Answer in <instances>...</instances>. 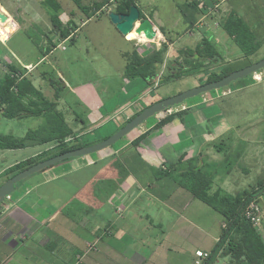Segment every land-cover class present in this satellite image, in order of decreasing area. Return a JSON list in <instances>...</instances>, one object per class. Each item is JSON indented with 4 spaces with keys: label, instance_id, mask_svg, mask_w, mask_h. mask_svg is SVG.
<instances>
[{
    "label": "crops",
    "instance_id": "crops-1",
    "mask_svg": "<svg viewBox=\"0 0 264 264\" xmlns=\"http://www.w3.org/2000/svg\"><path fill=\"white\" fill-rule=\"evenodd\" d=\"M202 1L209 3L208 0ZM136 2L139 4L138 0H135L138 6ZM216 3L223 16L232 10L239 13L238 0H219ZM105 8L106 6L101 10ZM138 8L140 9L139 6ZM153 8L157 13V9ZM141 12L145 14V10ZM145 17L157 28L151 15ZM106 19L111 23L107 13ZM216 22L215 25L206 23L203 33L210 36L214 43L222 36L218 31V21ZM113 27L118 31L114 25ZM76 30L71 33L72 41L75 40ZM170 31L169 28L166 33ZM118 33L125 42V47L119 51L123 58L121 64H89V76L80 72L76 76H71V72H58L67 87L66 93H76V100L81 101L88 109L86 131H91L90 133L91 126L99 122L107 121L120 112H123L125 121H128L131 116L159 100L153 89L157 78L153 84H148L141 78L129 80L123 77L125 54L133 49L141 55L147 52L142 53V46L135 47L137 43L131 44V38L123 36L119 31ZM67 40L70 39L62 40L56 46L64 47L62 49L66 51L62 43ZM174 42L176 43L169 41V45L174 46ZM96 45L100 47L98 43ZM56 46L45 59L55 51ZM87 46L88 50L93 44L89 43ZM226 47L233 52L237 51L231 45ZM99 53L100 50H94L87 56L95 60L100 56ZM62 54L65 55L64 60L68 58L67 53ZM44 72L39 73V88H45V96L53 98L52 88L46 87ZM30 75L32 78L33 74ZM250 77L234 84L235 88L244 89L264 80V77L260 81ZM229 91H222L221 95L224 96ZM220 97L217 96L216 99ZM62 99L64 97L58 100V107ZM216 99L206 94L202 101L196 102L190 109L182 111L184 113L181 116L161 127L156 128L154 124L152 128L139 133L132 130L127 134L130 135L127 141H121V138V143L111 145L113 147L106 152L101 150L68 160L62 163L60 172L54 166L28 176H35L31 184L35 182L37 185L32 186L40 187L29 191L25 189L23 182L0 203V264H78L77 255L83 253L82 249L87 243H96V248L83 255L81 264H193L195 251L203 249L188 248V240L172 230L169 233L160 230L155 235L148 232L153 231L149 227H163V220H167V217H162L163 211L173 212L177 218L181 210L190 208L197 211L204 206L173 179L167 176L157 178L153 170L165 168L166 164H176L181 170L193 165L195 169L200 168L203 172L214 174L216 184L213 191L221 188L229 194L242 190L238 188L240 184L243 185V174H250L254 178L256 188L264 186V135L255 132L258 122L248 124L249 127L246 128L247 125L239 118L235 125H222V112L216 107ZM81 126L76 121L73 128L79 129ZM120 126L121 124L113 129ZM240 128L243 133H233L232 130ZM143 134L144 138L137 145H132V141ZM92 137L100 136H88ZM14 150L2 149L1 153ZM39 150L41 148L29 157ZM3 158L6 159L5 156ZM17 161L19 160L1 164L0 178L2 172ZM223 163L228 166L217 171L216 167ZM66 177L77 178L75 184L79 188H70L68 197H65L66 189L55 184ZM77 198L84 199L83 203L77 204ZM256 198L262 210V218L259 225L255 226L264 240V189L258 192ZM86 203L104 218H95L89 225L82 224L80 211ZM117 211L122 212L120 216ZM128 213H132L133 218L128 219ZM216 220L221 228L220 218ZM173 224H170V228ZM145 226L147 228L144 229ZM64 227L67 229H63ZM131 233L139 235L133 236ZM140 233L144 234L141 236ZM218 236L219 234L215 236V241ZM179 243H185L184 247L179 246Z\"/></svg>",
    "mask_w": 264,
    "mask_h": 264
},
{
    "label": "rangeland",
    "instance_id": "rangeland-1",
    "mask_svg": "<svg viewBox=\"0 0 264 264\" xmlns=\"http://www.w3.org/2000/svg\"><path fill=\"white\" fill-rule=\"evenodd\" d=\"M42 1L43 0H0L1 7L9 14L4 22L0 21V75L5 72V62H17L22 66H25L27 70H29V74H33V84L39 88V73L42 71H45L46 77L49 76L50 79L61 78L58 74L59 71L62 73L71 72V76H76L79 72L84 76H89L91 75V68H89V66H92L93 63L101 64L98 62H108V64L116 66L117 64H121L123 62V58L120 56L119 51L125 47V42L121 39L118 31L114 29L113 24L109 23L106 19L107 11L114 10L116 5V1L114 0H111V2L106 6V10L104 9L101 13H97L94 17H90L88 20H86L85 15L77 7L74 0H57L61 5V13L59 17L63 24L72 20L71 26L74 27V25H76L79 26V28L77 27L78 29H75L76 32L74 41L67 40L62 43L67 49L66 51H63L61 46H56L55 51L50 54L47 59H45V57L44 60L38 59V50L34 46L33 42L26 38L24 31L27 28H34L33 26H38L43 32V45L48 44L49 40L54 42L57 39V35L50 34V29L52 27L49 16L42 5ZM93 1L95 0H79V2L84 5L91 4ZM182 1L183 0H138L139 4L137 2L136 3L142 11L145 10L144 15H151L152 17L154 14L152 19L155 21L157 28L159 29V34L157 35L158 37L154 38L153 42H146L143 34H140L136 38L132 39L131 44L135 45L137 43L135 47L142 46L143 48L141 52L146 53L151 48L161 49L165 43V60L167 62L174 61L178 56L179 50H184L188 47L193 49L195 47L204 35L203 33H205L204 28L206 23L215 25L214 22H220V20L224 17L220 7L216 3L219 0H208L210 4H206L207 2H204L205 6L203 7L204 11L202 12V15L198 18L196 24L192 28L188 29L176 8V3ZM238 2L239 14L250 24L252 28L254 27L258 29L257 31L261 34L260 37L263 38L262 45L258 51L250 56V59L254 61L264 55V0H238ZM153 7L157 9V13H155V9ZM84 20L86 21L82 23ZM169 28L171 29L170 33H166ZM218 31L222 36L218 37L215 44L219 49V52L222 54L224 61L231 62L233 59L240 56V52L236 45L229 40L228 35L221 27L218 28ZM45 34H49L50 36L46 38V36H44ZM169 41H176V43L174 42L175 45L172 46L169 45ZM89 43L93 44V46L89 47L87 50V45ZM97 43L100 47L96 45ZM227 45L233 46L237 51L233 52L230 49L228 50L226 47ZM94 50H100V56H98L97 59L92 60V57L87 55L89 52ZM62 53H67L68 58L64 60L65 55ZM234 54L236 55L233 56ZM218 68V66L213 67L212 69L207 67L197 74L164 82L161 81L159 84L157 81L156 85H154L156 87L153 89L158 95V99L171 96L192 86L204 83V79L210 70H217ZM159 72L160 74L166 73L164 63L159 67ZM170 72H173V70L170 69ZM46 77L45 80L47 81L45 84L49 89L50 84L48 78ZM234 84H236V81L232 83L231 86L229 85L228 87L211 90L189 98L180 105L171 107L169 110L159 112L148 118L141 123L140 126L133 129V131L137 130V133H139L140 131L152 128L154 124H156L168 113L186 111L188 108L190 109L193 104L202 101L204 95L206 94H209L216 99L217 96H222V91L230 90L229 93L219 99H216L218 100L217 103H215L216 107L221 109L222 112L220 123L222 125L229 126L235 125L237 120L240 118L243 120V124L245 123L247 125V128L249 127L248 124L258 122L255 132L259 135H264V80L261 83L244 89H237ZM41 91L44 95H47L45 88H42ZM62 97H64V99L61 100V104H59L58 108L63 111L65 119L70 126H74L76 122L74 115L70 111L72 108L76 111V113H80L81 117L87 121V114L85 115L86 112L82 113V110L86 107L81 101L76 100V93L69 91L68 94L65 92ZM122 115L123 112H120L112 116L107 121L101 123L99 122L96 125L91 126V134L94 136L98 135L100 137L109 135L111 131L114 130L113 128L122 124L126 120L124 115ZM42 123L43 118L40 116H29L19 119L6 118L0 114V134H11L19 137L22 136L28 129H35ZM232 131L237 134L243 133L241 128L240 130L234 129ZM129 137L130 135H126L122 137L121 141H127ZM121 141L119 140L115 144L121 143ZM42 145L43 146L34 145L21 149H15L14 151H10L6 154L1 153L2 149H0V165L6 162L9 163L8 161H20L28 158L34 151L41 148V150L34 154L36 155L44 150H47L50 146H52V143ZM112 147L113 146L103 149L102 152H106L107 149H111ZM3 156H5L6 159L3 158ZM61 165L62 163L59 166L57 165V167H54V169L60 172ZM226 166L228 165L223 163L221 166H217L216 170L218 171L221 168L224 170ZM242 177L243 185L240 184L238 189H251L257 187L254 182V178H252L250 174H243ZM34 178L35 176L30 178L28 177L24 181L23 186L25 189L32 191L31 189L35 190L40 187L35 188L32 186L37 185L35 182L31 184ZM4 180H6L5 176H1L0 184ZM75 183H77V178L66 177L64 180H60L55 184H60L63 189H66L65 197H68L70 192L69 189L77 188V184ZM214 184H216L215 178H213L212 189L214 188ZM78 189L79 188H77V190ZM263 189L264 186L258 191H262ZM13 193L14 192L11 194ZM83 200L77 198V204ZM7 201L11 202L9 200ZM198 202L204 206L203 209L197 211L191 210L190 208L187 210H178L180 212H178L179 215L177 218L175 213L163 211L162 217H167V220H163V227H149V230L153 231L148 233L155 235L159 233L160 230H165L167 233L172 230L174 233L183 236L188 240V248L194 247V249L200 248L209 251L214 246L215 236L220 233L221 228L218 220H216L217 218L219 219V215L200 200H198ZM80 212L82 214V224L88 223L89 225L90 222L95 221V218H104L102 215H97L88 203H86L85 207L81 209ZM121 213L122 212L117 211L118 216H120ZM104 215L105 213H103V216ZM127 217L128 219L133 218L132 213H128ZM141 222L144 221L142 220ZM172 223H174V226L172 225L170 228V224ZM258 225L259 223L256 226ZM147 226H145L144 229L147 228ZM63 229L66 230L67 227H64ZM140 234L142 236L144 233ZM130 235L138 236L139 234L131 233ZM261 238L263 239L262 236ZM184 244L185 243H179L178 245L184 247ZM90 249L92 248H89V244L87 243L85 251H83L82 254L77 255L78 264H81L83 255L86 253L88 254ZM228 261V256L217 255L213 264H228Z\"/></svg>",
    "mask_w": 264,
    "mask_h": 264
},
{
    "label": "trees",
    "instance_id": "trees-1",
    "mask_svg": "<svg viewBox=\"0 0 264 264\" xmlns=\"http://www.w3.org/2000/svg\"><path fill=\"white\" fill-rule=\"evenodd\" d=\"M114 1H116L114 7V11L116 12H127L130 5L135 3V0ZM74 2L85 15L86 19H89L97 13H101L103 11L101 10L102 7L107 6L111 0H95L88 5L81 4L79 0H74ZM42 5L51 23L50 34L57 35V39L54 42L49 40L48 44L43 45V32L38 26L27 28L24 33L26 38L30 39L37 48L38 59L44 60L43 58L60 41L67 38L72 41L73 36L71 33L78 26L74 25L72 27V20L63 24L59 17L61 5L57 0H43ZM204 6L205 4L202 0H183L176 3V8L188 29L196 24L204 11ZM140 17L145 18L141 10ZM218 24L240 52V56L231 62L224 61L222 54L211 37L203 35L193 49L188 47L184 50H179L177 58L170 62H167L164 57L166 50L165 43L161 49L151 48L143 55L139 54L136 49H133L129 54H125L126 63L123 69V77L129 80L141 78L148 84H153L155 79L158 78L159 84L161 81L178 79L197 74L207 67L212 69L218 66L217 70H210L205 77L204 82H209L217 80L231 71L240 69L261 58L253 61L250 59V56L258 51L262 45L263 38L260 37L261 34L257 31L258 29L252 28L239 13L234 10L230 11ZM44 36L48 38L50 35L45 34ZM163 63L166 73L159 75V67ZM4 66L5 72L0 75V114L6 118L19 119L29 116H40L43 118V123L35 129H28L19 137L11 134H0V149H21L49 143H52V146L47 150L22 159L7 167L2 172V177L5 176L7 179L16 172L42 159L69 149L91 145L108 136L88 138L91 134V131H86L88 121H85L80 113H76L73 108L70 111L74 115V119L79 121L82 126L79 129H74L73 126L68 124L63 111L57 106L58 100L67 90L61 78L50 79L49 76L46 77L45 72L43 73L48 78L50 87L53 90V98H48L40 88H37L33 84L31 75L26 67L17 62H5ZM170 69L173 72H170ZM250 76L251 74L235 81L236 83H240ZM83 112H86V115L88 109H83ZM181 113L184 112L177 111L166 114L155 124V127H161L175 117L181 116ZM144 136L145 134L136 137L132 141V145H137ZM73 158L75 157L67 158L45 170ZM153 172L157 178L167 176L173 179L180 187L189 191L194 198L208 205L219 215L221 222L225 224V226L221 225L219 236L214 246L207 251L208 257L203 260L202 264H213L217 255L228 256V264H264V240L261 238L256 226L243 215L245 205L251 199L258 196V190L262 187L245 188L234 194H229L221 188L213 191L214 174L203 172L200 168L195 169L193 165L181 170L176 164H166L165 168L155 169ZM26 179L17 182L15 188ZM84 249H86V245L82 251H85Z\"/></svg>",
    "mask_w": 264,
    "mask_h": 264
},
{
    "label": "water",
    "instance_id": "water-1",
    "mask_svg": "<svg viewBox=\"0 0 264 264\" xmlns=\"http://www.w3.org/2000/svg\"><path fill=\"white\" fill-rule=\"evenodd\" d=\"M1 9L3 8L0 5V21L4 22L9 14L3 12ZM107 16L110 22L115 26V28L127 38H129L128 35L132 30H134V32H136L137 34H143L144 40L146 42H153L154 38L158 37L157 35L159 34V30L153 25L152 21L149 18L140 17V9L135 3H132L130 5L127 12H116L114 10H108ZM263 68L264 56L250 63L249 65L231 71L230 73L217 80L192 86L174 95L167 96L155 102H152L141 111L136 113L128 121H126L115 132L96 143L69 149L31 164L30 166L11 175L0 184V203H2L15 190V184L17 182L27 178L28 176L45 170L46 168L67 158L84 156L108 148L115 142L120 140L122 137L129 134L133 129L140 126L141 123H143L145 120L156 115L157 113L165 111L168 108L174 107L176 105H180L187 99L195 97L197 95L206 93L211 90L227 87L231 82L250 75Z\"/></svg>",
    "mask_w": 264,
    "mask_h": 264
},
{
    "label": "built area",
    "instance_id": "built-area-1",
    "mask_svg": "<svg viewBox=\"0 0 264 264\" xmlns=\"http://www.w3.org/2000/svg\"><path fill=\"white\" fill-rule=\"evenodd\" d=\"M62 48H64V47H62ZM251 76H252V79L255 81L262 80V78L264 77V68L252 73ZM167 110H169V108ZM243 215L247 219H249L254 225H257L261 221L262 210H261V207H260L256 197L251 199L245 205V207L243 209ZM222 226H225V224L222 223ZM89 248L95 249L96 243H90ZM194 255H195V258H194L193 264H202L203 260H205L208 257V252L203 251V250H196Z\"/></svg>",
    "mask_w": 264,
    "mask_h": 264
},
{
    "label": "bare ground",
    "instance_id": "bare-ground-1",
    "mask_svg": "<svg viewBox=\"0 0 264 264\" xmlns=\"http://www.w3.org/2000/svg\"><path fill=\"white\" fill-rule=\"evenodd\" d=\"M138 35L140 34H137L136 32H134V30H132L131 33L128 35V37L133 39V38H136Z\"/></svg>",
    "mask_w": 264,
    "mask_h": 264
},
{
    "label": "flooded vegetation",
    "instance_id": "flooded-vegetation-1",
    "mask_svg": "<svg viewBox=\"0 0 264 264\" xmlns=\"http://www.w3.org/2000/svg\"><path fill=\"white\" fill-rule=\"evenodd\" d=\"M0 5H1V2H0ZM3 12H5L6 13V11L5 10H3V9H1Z\"/></svg>",
    "mask_w": 264,
    "mask_h": 264
}]
</instances>
